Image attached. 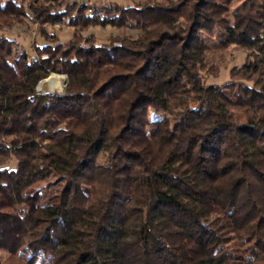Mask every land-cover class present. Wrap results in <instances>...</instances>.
Listing matches in <instances>:
<instances>
[{"label": "trees", "instance_id": "1", "mask_svg": "<svg viewBox=\"0 0 264 264\" xmlns=\"http://www.w3.org/2000/svg\"><path fill=\"white\" fill-rule=\"evenodd\" d=\"M18 1L0 0V29L32 10L43 23L67 19L75 31L69 42L35 45L33 60L0 35V239L9 257L264 264V0H248V13L258 7L260 16L234 24L223 17L232 0L118 4L102 19L75 0L59 11ZM131 21L144 30L137 41L76 40L79 26ZM208 27L215 46L237 44L256 58L224 86H206L199 73ZM52 73L68 75L64 93L38 91ZM183 80L193 93L167 99ZM149 109L175 123L151 121ZM13 159L15 168L5 167ZM53 176L56 187L39 185Z\"/></svg>", "mask_w": 264, "mask_h": 264}, {"label": "rangeland", "instance_id": "2", "mask_svg": "<svg viewBox=\"0 0 264 264\" xmlns=\"http://www.w3.org/2000/svg\"><path fill=\"white\" fill-rule=\"evenodd\" d=\"M18 1V0H17ZM31 0L26 1V7L29 5ZM40 3L38 6L43 5L41 9L52 8V10H61L63 9L70 0H39ZM77 2V7L81 4L87 6V13H100L99 16L101 19L106 15L112 16L117 13V7L121 5L122 7L133 6L136 8L146 7L149 5H158V6H171L177 5L182 0H75ZM22 3L21 1H18ZM45 2V3H44ZM263 0H257L256 6L259 3H262ZM249 3L248 0H232L228 6V12L224 14L223 17L227 18L231 23L242 21L245 16H260L258 14L259 9L255 7L254 10L248 13L250 6H247ZM119 4V5H118ZM245 6V7H244ZM72 10V9H71ZM75 9H73L74 11ZM28 15L31 18H27L25 21H19L12 19V27H1L0 35L5 36L9 39H13L19 42L20 47L27 51L31 60L37 57L35 51V45H42L46 42H53L59 40L60 42L66 43L72 40L75 28L68 26V20L65 19L59 24L53 23H43L42 19L38 20L35 18V14L32 10H27ZM98 18V19H100ZM181 21L184 23V19L181 18ZM152 32L156 33L158 29H154L152 26ZM45 33V36L42 35ZM52 34V35H50ZM57 35V36H55ZM77 37L76 40L83 42L87 37H91L93 43L98 45H107L112 42H119L123 40L137 41L144 36V30L142 29V24L140 22H130L128 26L116 27L113 25L101 26V25H92L85 28L77 27ZM53 36V38H51ZM55 36V37H54ZM203 38L206 40L208 45L211 46L210 50L207 53L206 60L199 68V73L202 76V79L206 86H224L232 80H238L239 77L243 74V67L247 63L253 62L256 58L254 57V51L247 50L240 45L233 44L226 47L215 46L216 34L215 29L208 27L207 31L204 32ZM50 77H59L60 78V87L56 89H51L49 84H44L40 87L46 79ZM48 78L42 80L37 89L41 92H51V93H64L69 78L68 75L63 73H52ZM179 83V78L175 77L167 83L168 86L174 87ZM191 86L188 84V80H183L181 85L175 90L167 93V99L181 100L182 97H185L188 94H192ZM153 109H149V118L151 121L154 119L168 118L171 121V124L175 123V116H170L167 113L160 112L157 116L155 115ZM176 118V117H175ZM150 133V129L147 130ZM108 155L103 154L99 158L100 163H105L108 160ZM7 168L13 169L17 165V161L13 159L8 161L5 164ZM51 185L56 187L58 185V179L56 177H51L46 182L40 183V186H49ZM38 185V186H39ZM0 263L1 264H22L21 262L15 260L14 258L9 257V253L6 247L5 242L0 239Z\"/></svg>", "mask_w": 264, "mask_h": 264}, {"label": "bare ground", "instance_id": "3", "mask_svg": "<svg viewBox=\"0 0 264 264\" xmlns=\"http://www.w3.org/2000/svg\"><path fill=\"white\" fill-rule=\"evenodd\" d=\"M49 84L51 89H56L60 87V78L59 77H50L46 79L42 84H40V87H42L44 84Z\"/></svg>", "mask_w": 264, "mask_h": 264}]
</instances>
